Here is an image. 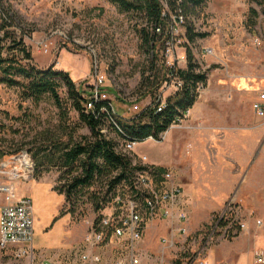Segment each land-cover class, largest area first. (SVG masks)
<instances>
[{
    "label": "rangeland",
    "instance_id": "374dc122",
    "mask_svg": "<svg viewBox=\"0 0 264 264\" xmlns=\"http://www.w3.org/2000/svg\"><path fill=\"white\" fill-rule=\"evenodd\" d=\"M0 1L27 33L24 43L34 68L67 73L78 90L86 91L98 69L114 90V111L126 120L134 117L131 106L141 111L150 105L164 74L163 48L160 43L143 46L138 31H150V26L142 15L121 14L107 0ZM199 1L187 16L177 52L191 51L207 89L184 123L158 143L138 144L129 156L133 164L141 165L140 157H146L143 165L171 173L182 192L177 208L186 213V233L176 234L179 223L159 212L149 219L137 202L145 233L135 246L143 264H189L195 257L204 264H256V253L264 254V119L253 106L264 94V0ZM189 28L205 37L189 42ZM205 48L213 49L214 56H203ZM146 77L149 88L142 86ZM58 95L60 109L49 95L34 103L19 86L0 85V151L12 155L27 150L40 159L42 151L52 153L90 138L61 82ZM67 173L45 166L18 190L31 200L36 249L47 247L36 258L47 256L55 264H79L88 223L119 213L108 201L112 196L106 184L112 174L78 194L73 212L66 214L69 205L62 191L70 179ZM149 177L156 185L158 180ZM112 193L125 204L133 196L125 183ZM95 195L108 197L99 213L92 203ZM151 230L154 234L145 238ZM173 233L174 248L164 250L161 240L169 241ZM124 244L114 240L103 246L104 264L127 256Z\"/></svg>",
    "mask_w": 264,
    "mask_h": 264
},
{
    "label": "trees",
    "instance_id": "16d2710c",
    "mask_svg": "<svg viewBox=\"0 0 264 264\" xmlns=\"http://www.w3.org/2000/svg\"><path fill=\"white\" fill-rule=\"evenodd\" d=\"M121 14L142 15L150 26L138 31L143 46L152 43L155 47L157 43L161 44V36L157 35L156 28H164L162 21V7L158 0H107ZM171 10H182L185 16L192 15L196 7L201 4L199 0H166ZM255 14V13H254ZM188 19V17H187ZM15 16L11 13L10 7H5L0 1V85L8 87L19 86L25 98L34 103H38L46 95H49L60 109L62 103L58 95L60 82L63 83L67 91L68 100L71 102L72 109L77 113L78 120L89 131L90 138H82V142L66 144L63 148H56L55 151H42V157L32 158L34 174L45 166L60 167L65 169L70 176L68 183L62 191L65 203L69 205L66 214L73 212L75 198L83 190L93 187L103 177H109L115 174L107 184L108 194L111 199L100 198L96 195L92 201L94 209L99 213L106 204V199L114 200L119 195L113 194V190L121 183L129 184L134 193V173H143L146 168L140 165H133L128 156H124L116 151L117 145L122 137L115 129L108 127L107 136L101 133V130L107 128V120L112 113L108 102H97L92 110H86L88 91L78 90L64 72H55L53 69L39 70L31 65L32 55L24 43L27 35L25 31L19 29ZM187 26V24H186ZM185 26V28H186ZM197 37L204 38L205 35L194 34L192 29L187 30V39L193 42ZM187 65L185 69L179 70V76L185 83V88L181 93L168 100L165 110L156 113L151 108H145L132 119H119L118 125L127 137L140 143L149 137L159 141V136L165 133L176 121L179 111L192 108L194 104L193 93L198 83H206V76L198 71L191 51L187 50ZM149 77L142 82V86L149 88L151 86ZM110 94L114 90H109ZM84 96V97H82ZM115 136V139L111 137ZM14 153L12 155H15ZM11 154H4L0 151V162ZM155 172L159 175L165 172L164 168H156ZM38 174V173H37ZM40 176V173L37 175ZM109 196V195H108ZM96 220H99L97 218Z\"/></svg>",
    "mask_w": 264,
    "mask_h": 264
},
{
    "label": "built area",
    "instance_id": "2783aa9c",
    "mask_svg": "<svg viewBox=\"0 0 264 264\" xmlns=\"http://www.w3.org/2000/svg\"><path fill=\"white\" fill-rule=\"evenodd\" d=\"M162 7L161 18L164 22V28H156L155 32L161 36L163 48L162 57L164 61V74L159 87L153 92L151 103L148 108L161 113L166 109L168 100L181 93L185 88L184 81L180 78L178 71L182 70L179 65H187V52L178 53L177 49L182 45V31L185 28L188 19L182 10H171L166 0H158ZM203 56L213 57L215 52L211 48L203 50ZM109 79L98 69L94 72V83L88 90L86 110H92L97 102H108L112 113L107 120V128L104 127L101 133L105 136L109 134L108 127L115 129L122 137L116 147V151L124 156H130L134 152L138 141L127 137L118 125L119 119H124L118 115L113 108L110 99L112 88L108 85ZM207 89L206 83H198L193 93L194 103L201 99ZM113 90V89H112ZM254 111L259 119H264V94L258 97L254 103ZM134 116L140 113L138 106H131ZM191 108L179 111L176 121L170 128L159 136V141L149 137L145 141L160 142L167 135L170 129L184 123L190 116ZM142 167L146 170L138 174L134 180V193L126 204L121 196L114 200L119 213L102 214L99 220L88 223L83 242L86 248L84 254L79 259V264H104L103 253L99 251L103 246H107L112 241L118 244L125 243L127 246V256L118 258L114 264H142L143 255L139 253L136 246L145 233L143 214L139 211L137 202L141 203V208L149 219L159 212L167 220L176 221L179 226L176 228V234H185L187 223L186 213L177 208L181 200V189L176 187L171 178V173L158 174L156 167L145 166L147 158L140 157ZM137 165L136 163L133 164ZM34 168L30 155L26 151H21L15 155L7 157L0 162V195L3 198V205L0 210V251L11 258L13 261L27 260L29 264H55L47 259L39 263L36 258L34 248V217L31 200L18 194L19 186L33 181ZM152 176L158 180L156 185L152 184ZM166 184V186H165ZM175 208L179 211L175 212ZM242 228L245 225H241ZM175 235H171L169 241L161 240L164 250L172 249L175 246ZM256 264H264V254L256 253ZM189 264H204L193 258Z\"/></svg>",
    "mask_w": 264,
    "mask_h": 264
},
{
    "label": "crops",
    "instance_id": "0c3cea01",
    "mask_svg": "<svg viewBox=\"0 0 264 264\" xmlns=\"http://www.w3.org/2000/svg\"><path fill=\"white\" fill-rule=\"evenodd\" d=\"M257 100H258V98H257ZM212 128V127H211ZM2 205H3V198H2V196L0 195V210H1V207H2ZM151 234V236L154 234V231L153 230H151V231H146V237L145 238H148L149 237V235ZM173 235H175V233H173ZM34 248H35V250H36V252L37 251H44L45 249H47V247L46 248H44L43 246H42V248L41 249H36V247H35V244H34ZM47 260V256H42V255H40V256H38V262L39 263H41V262H44V261H46ZM143 260H144V258H143ZM28 263V261L27 260H23V261H19V262H17V261H13L11 258H8L7 256H5L1 251H0V264H27ZM142 264H143V262H142Z\"/></svg>",
    "mask_w": 264,
    "mask_h": 264
}]
</instances>
